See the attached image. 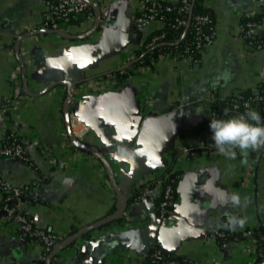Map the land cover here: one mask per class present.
<instances>
[{
    "label": "crops",
    "instance_id": "crops-1",
    "mask_svg": "<svg viewBox=\"0 0 264 264\" xmlns=\"http://www.w3.org/2000/svg\"><path fill=\"white\" fill-rule=\"evenodd\" d=\"M148 1L180 0H92L91 16L54 32L43 30L44 0H0V150L17 141L29 158L0 154V179L28 187L37 227L74 238L51 264H146L156 249L179 264H258L255 239L216 235L264 233V148L227 157L209 125L217 100L264 89V50L242 33L257 19L254 38L264 36V0H204L215 34L199 62L167 56L109 82L160 29L134 28ZM167 174L175 200L160 220L155 183ZM150 183L156 199H135ZM4 199L0 190V264H39L43 247L21 240ZM229 216L244 225L224 227Z\"/></svg>",
    "mask_w": 264,
    "mask_h": 264
},
{
    "label": "built area",
    "instance_id": "built-area-1",
    "mask_svg": "<svg viewBox=\"0 0 264 264\" xmlns=\"http://www.w3.org/2000/svg\"><path fill=\"white\" fill-rule=\"evenodd\" d=\"M196 0H180V5L178 7H173L171 5H164L162 2L148 1L144 4L142 11L136 16L134 20V28L138 33H143L144 30L154 23L160 25V29L165 25L171 26L175 33L181 29H188L192 27L196 29V47L200 51L214 42V35L207 36L205 33V27H209L211 19L206 15H197L193 17H186V14L192 13L193 2ZM263 1V0H259ZM47 7V12L45 15V23L43 30L45 31H60L59 28L63 22L69 21L76 18L82 14H88L91 16L90 10L92 7V0H44ZM177 10L181 16L175 19L174 23H167L166 15L174 10ZM259 24L257 22L249 21L243 25L242 33L246 39L254 37V33L258 28ZM264 37V36H263ZM185 35H179V37L173 42L166 41V34L159 33L154 34L149 37L144 46V54L148 53L152 55V51L160 46L167 45H177L179 46L180 41L184 40ZM207 38L208 42L204 44L203 39ZM250 45L254 46L252 42ZM192 43L187 42L180 49L169 50L165 52H160L157 59L150 58V64H146L141 61L138 66H128L125 69H129L131 78L134 74L142 71L144 68H150L153 66L157 60L167 57L174 56L179 61L197 63L194 59V51L192 49ZM256 50H264V41L256 44L254 46ZM119 77L116 75H109V82L119 81ZM227 98L219 99L218 102H222ZM232 108L227 109V112L237 111L240 107H250L251 103L249 99H245L242 95H237L232 99ZM216 103V102H214ZM222 116V112L219 110H214L212 119H217ZM264 148V146H261ZM0 154L7 158H13L28 162L29 158L26 155L25 149L20 142L11 141L6 144L1 150ZM196 155V153H194ZM174 179L168 174L164 178L157 180L156 185L163 186V192L161 196V201L159 203L158 213L159 219H165L171 212L174 206L175 193H174ZM154 184H146L142 186L136 193L135 199L138 200H150L154 201L156 199V190ZM0 190L4 193V205L5 212L9 217L11 224L16 228L22 241L34 245H41L44 249V255L41 261H46L54 248L60 244V239H58L51 232L39 228L35 225L34 221L30 219L24 208V198L27 195L28 187L17 188L9 185L4 180L0 179ZM216 237L222 242L223 245L227 244L231 239L239 238H252L259 242L260 239H264V234L261 231H245L240 237L231 235V233L226 232V230L217 233ZM180 261L172 258L171 256L163 253L161 250H154L147 258L146 264H179Z\"/></svg>",
    "mask_w": 264,
    "mask_h": 264
},
{
    "label": "trees",
    "instance_id": "trees-1",
    "mask_svg": "<svg viewBox=\"0 0 264 264\" xmlns=\"http://www.w3.org/2000/svg\"><path fill=\"white\" fill-rule=\"evenodd\" d=\"M162 3L164 5H171L173 7H178L180 5V3H169V2H162ZM92 9H93V7H91L90 12L92 11ZM165 15H166L167 23H169V24L174 23L175 19L178 16H181L180 13H178L176 9L173 12L167 13ZM197 15H206V16L210 17L211 23H210L209 27H205L204 30H205V33L207 36L214 35L215 29H214L213 17L210 15L208 10L205 8L204 0H196L195 2H193L192 13L189 15L186 14V17L188 16V17L194 18ZM71 20H73V19H71ZM249 21H253V22H257V23L260 22L259 20L255 19V20H247L244 24H246ZM190 26L191 27H189L188 29L181 28L175 33V31L171 28V26L165 25L163 28L159 29L154 34L165 33L166 34V41H170V42H173L174 40H176L179 37V35H185L184 40L182 39L180 41L178 48H177L178 44L171 45V46L163 45V46L158 47L154 51H152V55H150L148 53L144 54V51L141 50L137 54L136 59L133 61V63L131 65L132 66H138L141 61H144L146 64H150V58L157 59L160 52H165V51H169L172 49L173 50L180 49L187 42L192 43L191 47L194 51V59L196 60V62H199L201 51L199 49H197L196 44H195L196 38H197L196 29H194L192 27V25H190ZM247 41L252 42L253 45L255 46L256 44L260 43L261 41H264V37H262V38H254L253 37V38L247 39ZM203 42H204V44H206L208 42L207 38H204ZM114 75L118 76L120 78L119 79L120 81H123L130 76V71H129V69H124L122 71L114 72ZM240 95H242L245 99L250 100V103H251L250 107H240L237 111L227 112V109L232 108V104H231L232 102L231 101L236 96L231 97V98H227L222 102L216 101V103H214V110H217V111L219 110L220 112H222V116L220 118H224L226 116H235V115H238L241 113H246L249 110H255V111L260 113L262 120H264V89L262 90V92H260L259 95H256L253 92H246V93H242ZM171 178L174 179V176L171 175ZM174 183H175V181H174ZM174 187H175V184H174ZM25 198H24V200H25ZM160 201H159V203H160ZM60 241H62V240L60 239ZM258 246H259L258 247V251H259L258 264H260L264 259V239L259 240ZM39 264H46V261H40Z\"/></svg>",
    "mask_w": 264,
    "mask_h": 264
},
{
    "label": "clouds",
    "instance_id": "clouds-1",
    "mask_svg": "<svg viewBox=\"0 0 264 264\" xmlns=\"http://www.w3.org/2000/svg\"><path fill=\"white\" fill-rule=\"evenodd\" d=\"M209 127L217 150L227 157L234 159L237 148L241 154H246L249 149L264 146V120L255 110L227 119H211ZM230 200L234 206L241 204V196L238 193L232 194ZM244 223V219L229 216L224 227L235 230L237 226L242 227Z\"/></svg>",
    "mask_w": 264,
    "mask_h": 264
},
{
    "label": "water",
    "instance_id": "water-1",
    "mask_svg": "<svg viewBox=\"0 0 264 264\" xmlns=\"http://www.w3.org/2000/svg\"><path fill=\"white\" fill-rule=\"evenodd\" d=\"M124 210V207H122L121 204V212ZM108 222V221H107ZM106 223V222H105ZM74 238H70L68 240L63 241L61 244H59L58 246H56L54 248V250L52 251V253L50 254V256L48 257V259L46 260V264H51L53 259L56 257L57 253L62 250L65 246H67L68 244H70L72 242ZM260 264H264V259Z\"/></svg>",
    "mask_w": 264,
    "mask_h": 264
}]
</instances>
